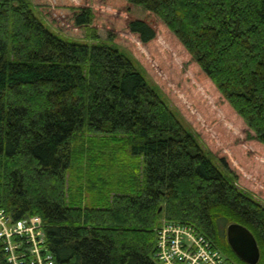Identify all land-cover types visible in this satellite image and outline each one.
Wrapping results in <instances>:
<instances>
[{
	"label": "trees",
	"instance_id": "trees-1",
	"mask_svg": "<svg viewBox=\"0 0 264 264\" xmlns=\"http://www.w3.org/2000/svg\"><path fill=\"white\" fill-rule=\"evenodd\" d=\"M32 1L59 31L97 42L66 41L27 0H0V209L41 217L54 264H160L162 220L246 264L226 240L227 225L240 224L264 264V206L237 185L250 177L264 191V0ZM113 40L133 48L197 127L214 139L220 130L222 169ZM80 136L129 159L127 183L105 206L66 199Z\"/></svg>",
	"mask_w": 264,
	"mask_h": 264
},
{
	"label": "rangeland",
	"instance_id": "rangeland-1",
	"mask_svg": "<svg viewBox=\"0 0 264 264\" xmlns=\"http://www.w3.org/2000/svg\"><path fill=\"white\" fill-rule=\"evenodd\" d=\"M27 1L31 4V8L34 10V13L41 20V22L44 23V25L51 32H54L64 40L70 41L72 43L87 45L95 44L97 42L96 40H91V37L89 36L87 38L84 37V32L82 31L78 34H70L65 31H59L54 27L53 23H50L43 18L41 13H39V11L33 6L34 4L32 0ZM112 44L118 48L122 55L131 61L135 69L142 75L147 85L153 89L159 98L169 107L170 111L173 113L178 122L199 142L201 147L206 152H209V154L211 152L213 154H210L213 158V163L219 169H222L217 160L220 158V156H224L225 154L221 149L223 148V142L217 140L220 130L214 126L217 132L212 133L217 135L216 139L210 135L209 131H202L199 127H197L195 124L196 122L189 116L186 110L182 108V104L173 98L172 93L169 94L167 92L169 95L165 93L166 91L163 90L164 87L161 85L162 83L160 84V82L155 79L153 74L140 60L132 47L123 42L115 40L112 41ZM155 46L157 47V44ZM156 67L160 69L159 65ZM191 71L192 68H189V72ZM170 81L172 83L174 82L172 79H170ZM88 142V137L84 136H80L79 139L77 138L73 142L72 165L67 173L68 183L65 187L66 199L69 200V202L77 199L84 207L105 206L106 201L104 198L112 195L116 189L120 191V184L122 182L127 183L126 173L128 168L126 166L129 165V159L122 161L124 164L120 161L124 157L121 155L122 153L120 152V149L116 147V145L114 146L113 144H110V146H112V148L109 146L110 150H108L107 145H104V147H102V145H97L96 147H91V149L88 146ZM83 145H85V148H87L84 151V154L80 153V147H83ZM106 150L109 151L107 155L104 154V151ZM246 171L248 172L247 174L250 175L249 169H246ZM254 183L255 182H252L250 177H246L243 178V181L238 180L237 185L239 188L251 194V196H253L256 201L264 206V191L258 187L257 183ZM109 186L113 188H110V191H108L109 193H107L108 195L101 197L102 195L100 196L101 192L99 189H107ZM101 198L103 199L101 200Z\"/></svg>",
	"mask_w": 264,
	"mask_h": 264
},
{
	"label": "built area",
	"instance_id": "built-area-1",
	"mask_svg": "<svg viewBox=\"0 0 264 264\" xmlns=\"http://www.w3.org/2000/svg\"><path fill=\"white\" fill-rule=\"evenodd\" d=\"M156 237L160 264H236L190 225L162 220ZM0 242L7 264H54L39 216L14 220L0 209Z\"/></svg>",
	"mask_w": 264,
	"mask_h": 264
},
{
	"label": "water",
	"instance_id": "water-1",
	"mask_svg": "<svg viewBox=\"0 0 264 264\" xmlns=\"http://www.w3.org/2000/svg\"><path fill=\"white\" fill-rule=\"evenodd\" d=\"M226 240L233 253L246 264H257L260 251L252 233L244 226L231 223L226 227Z\"/></svg>",
	"mask_w": 264,
	"mask_h": 264
}]
</instances>
